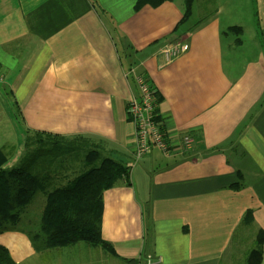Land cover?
Here are the masks:
<instances>
[{
	"label": "crops",
	"instance_id": "crops-1",
	"mask_svg": "<svg viewBox=\"0 0 264 264\" xmlns=\"http://www.w3.org/2000/svg\"><path fill=\"white\" fill-rule=\"evenodd\" d=\"M156 1L0 0L5 166L28 132L85 137L130 181L102 195L101 238L115 256L83 242L41 252L29 243L8 250L16 264H244L264 230V1L194 0L177 29L184 0ZM175 43L187 50L164 62L160 49ZM130 69L159 98L170 156L151 148L134 158Z\"/></svg>",
	"mask_w": 264,
	"mask_h": 264
},
{
	"label": "trees",
	"instance_id": "trees-1",
	"mask_svg": "<svg viewBox=\"0 0 264 264\" xmlns=\"http://www.w3.org/2000/svg\"><path fill=\"white\" fill-rule=\"evenodd\" d=\"M164 1L157 0L154 6ZM193 1L184 0L183 16L176 29L190 17ZM231 31L240 32L238 28ZM153 95L157 105L159 98L154 91ZM155 113L159 119L157 108ZM90 145L85 137L28 132L21 157L10 167L5 166L7 157L0 149V234L17 230L27 207L37 194H42L38 227L27 234L34 251L83 242L113 256L112 247L101 238L102 195L119 182L129 185V168ZM67 156L78 166H69ZM252 222V212L247 211L241 224L249 226ZM263 243L264 230H258L244 264L260 263ZM0 264H16L1 244Z\"/></svg>",
	"mask_w": 264,
	"mask_h": 264
},
{
	"label": "built area",
	"instance_id": "built-area-1",
	"mask_svg": "<svg viewBox=\"0 0 264 264\" xmlns=\"http://www.w3.org/2000/svg\"><path fill=\"white\" fill-rule=\"evenodd\" d=\"M187 47L186 43L166 45L160 49L159 57L164 62H169L186 51ZM127 74L132 76L138 92L137 97L132 98L126 106V115L134 126L135 160H139L149 153L151 148H157L164 156L172 155V148H170L165 136L162 121L160 117L159 119L156 118V102L149 82L142 75H134L132 69ZM4 81L5 77L0 72V85ZM192 143L193 141L190 137H183L181 140V150H190ZM147 264H151V262L148 260Z\"/></svg>",
	"mask_w": 264,
	"mask_h": 264
},
{
	"label": "rangeland",
	"instance_id": "rangeland-1",
	"mask_svg": "<svg viewBox=\"0 0 264 264\" xmlns=\"http://www.w3.org/2000/svg\"><path fill=\"white\" fill-rule=\"evenodd\" d=\"M261 0H257V7L261 9L260 6ZM260 27L264 29V13L263 8L259 10L258 14ZM249 23H252L249 21ZM11 113H15V110H12ZM70 156L65 157L66 162L69 166L74 167L78 166L76 160L69 158ZM44 197L42 194H37L33 199L29 207H27L25 213L21 217L20 223L18 224L17 230L14 232H4L0 235V244L3 245L10 253H13L15 247H17L18 253L23 254L26 246L30 243L28 237V231H35L38 227L39 217L41 213L40 205L43 204ZM13 255V254H12Z\"/></svg>",
	"mask_w": 264,
	"mask_h": 264
}]
</instances>
